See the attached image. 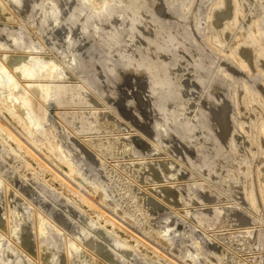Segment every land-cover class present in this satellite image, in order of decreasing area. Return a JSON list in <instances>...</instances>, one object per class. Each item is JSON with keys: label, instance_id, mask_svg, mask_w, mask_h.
Masks as SVG:
<instances>
[{"label": "rangeland", "instance_id": "1", "mask_svg": "<svg viewBox=\"0 0 264 264\" xmlns=\"http://www.w3.org/2000/svg\"><path fill=\"white\" fill-rule=\"evenodd\" d=\"M41 1H50L54 7L57 5L56 0ZM105 1L111 3L116 15L124 12L129 6V0H79L78 8L79 11L85 9L98 12ZM2 2L12 12L13 18L0 19V25L21 26L25 32V46L34 43L37 47L35 55L51 60L53 65L69 76L50 80V84H68L72 90L69 94L72 101L64 106H47V119L57 118L58 112L64 109L77 114L100 111L104 114H99L103 117L102 120L109 118L114 123L105 122L104 125V122L97 123V120L89 118L82 123L78 131H74L73 134L82 144L77 147L73 166L77 171L83 168V172L76 173L73 178L66 173L70 167L64 162V158V161H60L56 156L49 157L46 151L35 147L20 133L18 122L10 120L7 111L0 110V181L3 180L0 204L1 240L9 232L6 227L9 219V198L17 196L22 206L29 204L35 210L32 214L34 224L38 215L45 216L47 222H51L68 241L79 247L86 246L84 240L90 231L97 232L101 239L93 238L92 246L86 247L95 260L102 264H116L128 254L131 258L128 264H220L225 257L230 258V263L226 264H261L262 260L264 262V199H262L264 167L262 174L259 175L252 165L254 160L264 156V0H167L172 7L182 10L187 15L184 23L178 28L176 43L185 30L188 31L186 41L193 42L196 38V25L211 24V29L203 42L182 53L177 65L189 69L201 51H205L206 56L215 63L213 73L221 78L224 100L230 106L229 120L235 123V131L232 134L235 147L230 163L224 166L220 176L221 192L211 197L209 189L213 184H210L203 189L204 202L201 204L196 199H188L189 203L184 205L162 204L171 208L172 211L164 214L171 219H179V214L186 215L180 220L183 228L176 232L169 242L162 235L165 229L164 215L147 213L145 203L154 197L155 191L161 187L188 185V188L181 190L179 188L178 191V196L183 197L186 194L188 198L187 194L193 193L190 190L200 188L189 184L205 182V178L199 175L198 167L190 166L188 159L186 163L181 157L173 155L159 145H155V153L140 155L144 148L154 146V143L133 127L128 119L118 118L117 113L108 109L103 103L99 88H85L79 74L72 71L70 57L45 47L37 27L19 15L13 2L9 0ZM198 8L201 9L200 12H196ZM258 8L262 10L260 15L257 14ZM149 9L151 11L155 9V2L149 3ZM99 24L103 26L102 23ZM100 29L91 33L90 37L99 40L101 35L114 32V26L111 29ZM116 31L124 33L126 26H117ZM6 51L12 52L15 57L30 54L27 48L19 51L0 48V67L4 66L9 71L11 70L3 58ZM174 54L173 52L172 55ZM223 62L238 68L243 76L252 75L256 79L257 87L249 89L242 83L238 89L232 90L230 87L232 77L226 74V67L221 66ZM82 89L86 94L83 92L84 96L81 99H75L76 93ZM207 90L208 87H205L204 91ZM178 100L176 99V107L181 103ZM105 107L109 112L105 111ZM96 116L98 114L92 117ZM179 121L177 118L170 126L177 127ZM68 125L69 123H65V126ZM89 127L93 130L89 131ZM61 132L63 131L57 129L58 136ZM133 135L140 136L141 145H129ZM69 137L76 141L72 135ZM15 140L24 148H19ZM61 144L65 149L68 146V143ZM125 146L128 148L127 153L119 157L120 148L123 149ZM96 147L100 148L98 154L102 161L93 158L96 155L94 154ZM236 150H242L243 155L236 158ZM27 151L30 154H27ZM81 155L85 163L83 167L80 165ZM164 161L174 164L180 174L181 171L187 173L189 171L190 175L183 177L184 174H181L179 179L151 178L141 181L138 178L140 172H131L138 163ZM239 167L242 168L243 174L238 175L234 172V169ZM236 180L239 181L237 190L229 192L230 190L226 189V193L222 191ZM24 187L28 188V194L23 190ZM41 192L50 194L55 201L41 196L40 199L38 194ZM256 194L258 198L250 205L251 198ZM80 198L85 201L81 203ZM197 208H213L212 210L217 211L210 214L217 215L211 220V225L196 222L194 214L206 210ZM51 211H55L56 216H53ZM31 234L37 238L34 227ZM247 234L251 236L247 238ZM198 237L203 240L199 249L196 245ZM253 239L261 240L259 250L235 249L234 242L237 244L241 240L247 243ZM17 247L14 241L8 242L6 249L0 254V264L1 262L14 264L12 255ZM197 250L199 256L196 254ZM20 258L19 264H40L38 248L31 251L23 250Z\"/></svg>", "mask_w": 264, "mask_h": 264}, {"label": "bare ground", "instance_id": "2", "mask_svg": "<svg viewBox=\"0 0 264 264\" xmlns=\"http://www.w3.org/2000/svg\"><path fill=\"white\" fill-rule=\"evenodd\" d=\"M2 1L0 0V19H12V12ZM9 1L16 5L17 12L22 18L37 27L45 47L70 57L72 71L79 74L85 88H99L103 103L108 109L117 113L118 118L128 119L133 127L154 143V146L143 147L140 155L155 153V145H159L173 155L181 157L186 163L188 159L190 166L198 167L200 173L198 174L205 178V182L189 185L200 188L190 190L193 193L187 194L188 198H186V194L183 197L178 196V191L179 188L180 190L188 188V185L161 187L155 191L154 197L146 201L147 213L164 215L171 208L162 204L184 205L189 203L188 199H196L201 204L204 202L203 189L210 184H213L209 189L211 197L221 192L220 176L224 166L230 163L235 147L232 137L235 123L229 120L230 106L224 100L221 78L213 73L215 63L206 56L205 51H201L191 68L185 69L177 65L182 53L192 50L203 42L211 29V24L206 26L197 24L196 38L193 42L186 41L188 31L185 30L176 43L178 28L184 23L187 15L182 10L172 7L167 0H129L128 8L119 15L113 12L108 1L102 4L98 12L85 9L79 11V0H56L55 7L50 1ZM151 2H155L153 11L149 9ZM200 11L201 9L198 8L196 12ZM261 12V8H258L257 14L260 15ZM99 23L103 26L101 27ZM121 25L126 26L124 33L116 31V27ZM112 26H114L113 34H103L99 40L90 37L91 33L101 30L100 28L111 29ZM25 42V32L21 26L0 25L1 49L19 51L27 48L30 51L29 55L22 57L13 56L10 51L3 54L4 61L11 71L4 66L0 67V110L7 111L10 114L9 119L18 122L20 133L35 147L46 151L49 157L56 156L60 161L64 158L63 161L70 167L66 173L74 178L76 173L83 172L82 167L85 164L81 155L82 170L77 171L73 166L77 147L82 144L73 134L74 131H78L82 123L89 118L97 120V123L104 122V125L114 122L109 118L102 120L101 115L104 114L100 111L77 114L66 109L58 112L57 118L48 120L47 106L59 107L72 101L69 98L72 90L67 86L68 84H50V80L69 78V76L53 65L51 60L35 55L37 47L34 43L25 46ZM221 66L226 67V74L232 77L230 84L232 90L238 89L242 83L249 89L257 87L256 79L252 75L243 76L238 68L226 65L225 62ZM205 87H208L207 91H204ZM80 91L76 93L75 99H81L84 96L83 92L86 94L84 89ZM176 99L181 102L178 107L175 106ZM192 101L196 102L191 103ZM108 109L106 108L105 111ZM96 114L98 116L93 118L92 116ZM177 118L180 119L179 125L170 126ZM65 123L69 125L65 126ZM57 129L63 131L60 136L57 134ZM91 130L93 129L89 127V131ZM69 135H72L76 141H73ZM8 136L12 137V135ZM131 138L129 145L142 144L140 136L133 135ZM61 143H68L67 148L62 147ZM16 144L22 149L23 146L18 141ZM96 148L94 151L96 155L93 158L102 161V157L98 154L100 148ZM127 151V146L120 148L118 156H123ZM26 153L30 154L28 151ZM242 155V150H236V158ZM252 165L259 175L262 174L264 156L254 160ZM131 172H140L138 178L141 181L151 178L179 179L181 174H184L183 177L190 175L189 171L188 173L181 171L180 174L174 164L166 161L138 163ZM234 172L240 175L242 168H236ZM2 183L3 180L0 181V204ZM260 183L263 186L261 180ZM238 186L239 181L236 180L222 191L224 193L226 189L230 190L229 192L235 191ZM23 190L28 194L27 187ZM139 194L142 197V194ZM38 196L40 199L43 197L55 201V198L48 193L41 192ZM159 197L166 203H163ZM257 198L256 194L249 204L253 205ZM84 201L81 199L80 202ZM9 203V219L6 223L9 232L3 240L0 237V254L6 249L8 242L14 241L18 246L12 255L14 264H19L21 261L23 250L31 251L34 248H38L40 264H102L95 260L86 247L92 246L93 238L101 239L97 232L90 231L91 234L89 233L84 240L86 246L79 247L68 241L51 222H47L45 216L38 215L34 224L32 214L35 210L29 204L22 206L19 197H10ZM212 209L197 211L194 214L196 222L211 225V220L217 217L210 215L212 212H217ZM52 213L56 216L55 211ZM178 217L179 219L174 220L169 216H163L165 229L162 235L168 242L183 228L180 220L186 215L179 214ZM33 227L36 229L37 238L31 234ZM205 234L207 236L208 232ZM246 236L248 238L251 235ZM197 239L196 245L199 249L203 240L200 237ZM259 239L247 243L241 240L237 244L234 242L235 249L259 250L261 243ZM196 254L200 255L198 250ZM130 260L128 254L122 261L115 262L128 264ZM226 263H230V258H223L220 264ZM261 264H264L263 260Z\"/></svg>", "mask_w": 264, "mask_h": 264}]
</instances>
